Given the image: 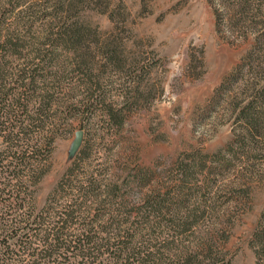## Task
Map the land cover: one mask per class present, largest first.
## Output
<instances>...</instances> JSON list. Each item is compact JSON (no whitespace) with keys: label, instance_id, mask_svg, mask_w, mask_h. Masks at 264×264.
<instances>
[{"label":"rangeland","instance_id":"1","mask_svg":"<svg viewBox=\"0 0 264 264\" xmlns=\"http://www.w3.org/2000/svg\"><path fill=\"white\" fill-rule=\"evenodd\" d=\"M76 15L92 33L84 40L90 49L81 56H96L98 43L108 41L117 51L116 63L105 69L95 58L93 78L99 84L89 93L100 104L93 114L82 113L81 103L75 117L56 110L61 123L50 173L37 186L38 205L79 156L81 167L106 172L103 179L116 183L131 172H152L154 179L143 189L129 181L124 196L136 203L154 189H171V170L179 161L223 154L229 168L208 164L200 174V181L218 185L213 193H202L204 216L176 244L195 245L215 231L216 247L233 264H258L250 243L264 223V130L246 155L234 148L233 156L229 147L242 136L234 109L245 99V85L264 86V0H89L73 9ZM221 86L225 93L214 108ZM86 95L75 93L62 105L79 103ZM106 109H113L115 122ZM79 131L84 138L73 155Z\"/></svg>","mask_w":264,"mask_h":264},{"label":"trees","instance_id":"2","mask_svg":"<svg viewBox=\"0 0 264 264\" xmlns=\"http://www.w3.org/2000/svg\"><path fill=\"white\" fill-rule=\"evenodd\" d=\"M87 1L68 6L64 0H0V264H233L216 247L215 231L201 243L176 244L204 216L202 193H213L218 185L200 181V174L208 164L229 168L223 154L179 161L171 170V189H154L136 203L124 196L130 182L143 189L154 179L152 172H131L116 183L103 179L106 172L81 167L79 156L38 205L37 186L50 173L61 123L56 110L75 117L81 103L82 113L93 114L100 104L89 93L99 84L93 78L95 58L105 69L116 63L117 51L108 41L98 43L96 56L80 54L90 49L84 40L92 33L72 14ZM79 92L88 95L62 105ZM243 92L245 99L234 109L243 132L229 147L233 156L234 148L248 154L264 130V86L247 83ZM224 93L221 86L214 108ZM106 116L116 121L113 109H106ZM250 244L257 263L264 264V223Z\"/></svg>","mask_w":264,"mask_h":264},{"label":"water","instance_id":"3","mask_svg":"<svg viewBox=\"0 0 264 264\" xmlns=\"http://www.w3.org/2000/svg\"><path fill=\"white\" fill-rule=\"evenodd\" d=\"M83 138H84V133L81 131L77 132L76 138H75V140L73 142V146H72V154L73 155H75L79 151V149L82 145V142H83Z\"/></svg>","mask_w":264,"mask_h":264}]
</instances>
